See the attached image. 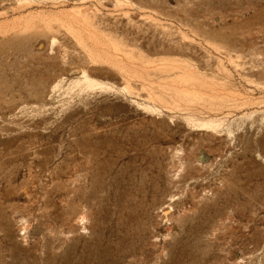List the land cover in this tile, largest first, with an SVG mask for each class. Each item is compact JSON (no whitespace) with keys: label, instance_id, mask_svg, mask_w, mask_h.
I'll use <instances>...</instances> for the list:
<instances>
[{"label":"rangeland","instance_id":"374dc122","mask_svg":"<svg viewBox=\"0 0 264 264\" xmlns=\"http://www.w3.org/2000/svg\"><path fill=\"white\" fill-rule=\"evenodd\" d=\"M0 264H264V0H0Z\"/></svg>","mask_w":264,"mask_h":264}]
</instances>
